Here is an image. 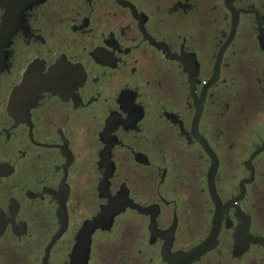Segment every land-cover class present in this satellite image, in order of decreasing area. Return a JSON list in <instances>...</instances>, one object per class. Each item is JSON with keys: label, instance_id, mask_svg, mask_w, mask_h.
I'll return each instance as SVG.
<instances>
[{"label": "flooded vegetation", "instance_id": "obj_1", "mask_svg": "<svg viewBox=\"0 0 264 264\" xmlns=\"http://www.w3.org/2000/svg\"><path fill=\"white\" fill-rule=\"evenodd\" d=\"M46 258L264 264V0H0V264Z\"/></svg>", "mask_w": 264, "mask_h": 264}, {"label": "water", "instance_id": "obj_2", "mask_svg": "<svg viewBox=\"0 0 264 264\" xmlns=\"http://www.w3.org/2000/svg\"><path fill=\"white\" fill-rule=\"evenodd\" d=\"M41 1L44 0H21L22 5L27 8H31L33 5L40 3ZM206 249V245H203L202 250L204 251ZM45 263L48 264L47 258L45 260Z\"/></svg>", "mask_w": 264, "mask_h": 264}]
</instances>
